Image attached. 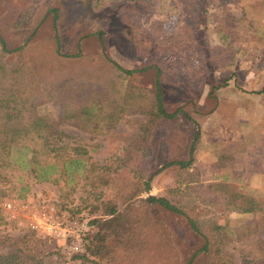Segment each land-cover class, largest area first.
Masks as SVG:
<instances>
[{"label":"rangeland","instance_id":"1","mask_svg":"<svg viewBox=\"0 0 264 264\" xmlns=\"http://www.w3.org/2000/svg\"><path fill=\"white\" fill-rule=\"evenodd\" d=\"M143 1L150 9L140 22L139 51L136 23L124 17L129 13L118 0H0V38L9 51L0 60L12 78L8 87L18 89L29 110L56 120L71 102L105 98L109 82L150 87L153 69L125 80L110 62L125 70L155 62L165 69L173 64L167 69L171 78H160L166 110L184 112L159 120L146 143L138 114L125 115L105 132L64 122L61 136L49 141L69 146L68 159L78 161L71 166L60 157L64 150L43 146L37 136L47 134L29 128L28 114L10 123L26 129L28 140L13 147L11 166L2 170L6 178H0V254L32 233L54 244L43 264H94L85 251L89 227L82 250L72 252L62 240L26 227L27 218L49 206L59 220L76 216L89 224L102 212L94 211L100 192L91 187L96 174L124 186L118 189L126 195L127 177L144 171L150 189L141 197L163 196L180 208L224 261L261 260L257 244L264 231L255 230L264 223V0H199L198 32L180 0ZM190 159L185 170L168 165ZM6 200L24 205L14 219L1 207ZM249 201L260 210L234 211L233 204ZM155 216L173 233L183 264H216L208 253L192 258L202 240L184 217L161 208Z\"/></svg>","mask_w":264,"mask_h":264},{"label":"trees","instance_id":"2","mask_svg":"<svg viewBox=\"0 0 264 264\" xmlns=\"http://www.w3.org/2000/svg\"><path fill=\"white\" fill-rule=\"evenodd\" d=\"M118 2L121 3L122 9H126L129 13L128 16L124 17L133 19L134 24L136 23V28H134L136 34L133 41L140 51L139 26L150 9L149 5L145 4L143 0H118ZM180 2L183 4L182 7L186 8L185 11H188L185 14V19L195 17L193 18V29L198 32L201 23L199 18L201 15L200 1L180 0ZM55 27L54 24L53 30ZM137 27L139 28L137 29ZM131 29L133 33V27ZM56 43L58 46V40ZM8 53L9 51L0 38V58L4 59ZM110 63L114 69L121 72L118 76H125V80H129L136 72L153 69L155 76L151 86L138 88L130 82L126 86L116 81L109 82L105 98L92 97L84 102H71L63 107L60 117L54 120L49 115H38L35 109L29 110L22 103L18 89L13 90L8 87V81L10 82L12 78L4 61L0 60V178H6L2 175V170L11 166L10 159L12 158L13 147L28 140L26 129L10 127V123L18 120L24 114L29 115V128L47 134L43 137L37 136L43 141V146L50 148L51 152L64 150V154L60 157L67 158V160H63V163H68L70 166L78 161L70 156L68 159L69 146L61 143V140H59V145L57 141H49L53 134L61 136L62 133L58 132V127L64 122H69L91 132H105L113 128L125 115L138 114L143 118L141 135L143 143H146L149 140L151 128L159 120L173 119L179 113L184 114L181 108L169 113L164 106V94L160 78L163 76L171 78L172 74H167V69L171 68L173 64L168 63L169 67L165 69L160 64L151 62L141 68L125 70L117 64ZM187 118L190 119V115ZM198 134L195 133L190 155L193 153ZM191 162V159L187 161L177 160L168 165H176L181 170H185L191 166ZM21 166L23 168L27 164ZM143 177H145L144 171L138 175L135 174L132 178L127 177L130 192L124 195L120 194L118 189H123L124 186H117L111 180L112 178L107 175L96 174L95 182H92L91 187L100 192L95 197L99 203L94 206V211L101 207L102 212L90 220L88 224L90 225L89 233L87 232L85 238L86 254L97 260L94 264H183L182 255L173 243V233L163 221L155 216L157 208L184 217L191 230L202 240V245L192 258L198 254L208 253L217 260L216 264H221V262L232 264L224 261L220 249L213 242L212 246L210 245L209 237L200 232L195 221L167 198L163 196L141 197L143 192L150 189L151 177L148 176L147 180H144ZM249 204L247 202L244 205L248 206L241 204L235 206L233 204V209L241 213L260 210L259 204L255 202ZM216 229L218 231L219 228ZM259 231H264V223L263 226L255 230V232ZM219 235L222 240L225 239L224 235ZM19 239L17 242L22 243V245L13 243L11 244L12 248L5 254H0V264H43V256H52L51 253L45 254L54 246L51 241L35 238L32 233H27ZM257 247L262 258L255 263L264 264V236H259Z\"/></svg>","mask_w":264,"mask_h":264},{"label":"built area","instance_id":"3","mask_svg":"<svg viewBox=\"0 0 264 264\" xmlns=\"http://www.w3.org/2000/svg\"><path fill=\"white\" fill-rule=\"evenodd\" d=\"M2 209L7 213L12 214L10 217L14 219L16 209L24 208L23 203L15 200H6L2 204ZM27 223L24 224L31 230L41 234L51 236L57 241H63V246L72 252L82 250L83 238L88 231V223L79 217H69L59 220L54 217V210L52 207L43 206L40 211L27 218Z\"/></svg>","mask_w":264,"mask_h":264}]
</instances>
